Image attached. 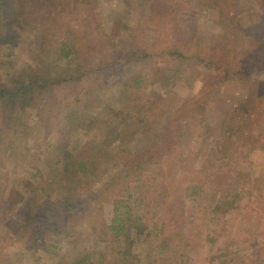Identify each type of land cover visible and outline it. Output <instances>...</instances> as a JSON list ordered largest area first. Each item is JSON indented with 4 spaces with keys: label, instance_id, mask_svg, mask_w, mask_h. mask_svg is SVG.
<instances>
[{
    "label": "rangeland",
    "instance_id": "obj_1",
    "mask_svg": "<svg viewBox=\"0 0 264 264\" xmlns=\"http://www.w3.org/2000/svg\"><path fill=\"white\" fill-rule=\"evenodd\" d=\"M46 3L0 13L1 80L65 79L10 127L0 109V264H125V250L127 264H264V0ZM130 41L117 73L84 70ZM169 47L181 55L141 58ZM80 153L93 165L77 180ZM49 200L89 209L30 224ZM116 201L131 236L104 242L93 218Z\"/></svg>",
    "mask_w": 264,
    "mask_h": 264
},
{
    "label": "trees",
    "instance_id": "obj_2",
    "mask_svg": "<svg viewBox=\"0 0 264 264\" xmlns=\"http://www.w3.org/2000/svg\"><path fill=\"white\" fill-rule=\"evenodd\" d=\"M60 1L63 0H0V13L4 15V17L8 19H16L18 16H26L28 14H35L37 11L42 10L44 8L45 2L50 5L60 4ZM46 3V4H47ZM2 41V35L0 33V42ZM132 42H127L122 47V55L113 60H102L97 65L93 66H85L84 70H87V73H93V75L101 76V75H111L117 73L123 65V62L126 58H134V55H137V49L131 46ZM66 45V44H65ZM73 50H67L66 47L64 49L63 56L69 57L73 55ZM142 59L150 60L151 58H159L165 61H172V59H177L180 52H177L176 48H161L156 53H151L147 50H144L141 54ZM258 59H256V63L260 60L262 64H264V52L258 54ZM257 58V57H256ZM203 60V58H202ZM248 65V64H247ZM80 68L79 70H81ZM145 74L148 72L140 74L137 78L134 79L132 83L133 88H139L141 85V80ZM17 79V78H16ZM14 81L12 86L5 84L0 78V109H1V119L5 124L9 126V122L13 121L18 104L22 101L24 104L32 103L35 100L36 95L42 96L43 94L52 93L54 85H58L59 83H63L65 79H62L59 82H55L50 77H37L31 78L27 80H19ZM204 111L202 107L201 114ZM92 164V160L87 159L86 156L81 153L72 158L68 166L70 167V172L73 176L80 180L82 176V172H86L90 170L89 165ZM140 166V165H139ZM135 168L134 164L129 166V171H132ZM87 173V172H86ZM85 173V174H86ZM47 204L39 205L37 211L42 206L44 210H40V217L33 219L30 224L37 225L42 222L43 218H50L53 220L52 224H55V221L59 219H67L69 220L72 216H83L86 214L89 207L87 205H82L77 201L72 205V208H67L65 211H61L54 205V203L49 200L46 201ZM115 203V202H114ZM122 207H119L118 201H116V206L113 211V215L108 222L102 215L100 217L96 215L93 218L94 224V233L100 238V240L111 242L112 239L125 237L127 240L130 239L131 236V224H128L129 213L125 214L121 211ZM71 210V211H68ZM66 212V215H65ZM124 214V215H123ZM140 232H143V229H140ZM127 244V243H126ZM111 249V243H110ZM87 252V251H86ZM124 255H127L123 259L121 258L119 263L124 261L127 264L128 256H131V251L125 250L123 252ZM118 263V262H117ZM73 264H94L90 259L89 253L80 254L73 262Z\"/></svg>",
    "mask_w": 264,
    "mask_h": 264
}]
</instances>
